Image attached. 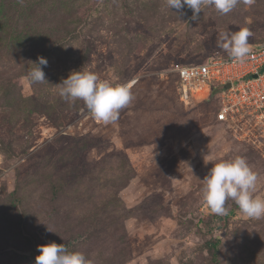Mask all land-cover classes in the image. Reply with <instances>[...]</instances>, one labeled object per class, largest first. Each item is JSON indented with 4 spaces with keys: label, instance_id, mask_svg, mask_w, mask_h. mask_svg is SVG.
<instances>
[{
    "label": "rangeland",
    "instance_id": "374dc122",
    "mask_svg": "<svg viewBox=\"0 0 264 264\" xmlns=\"http://www.w3.org/2000/svg\"><path fill=\"white\" fill-rule=\"evenodd\" d=\"M167 0H0V264H35L65 244L94 264H264V217L202 198L213 164L246 158L264 198V124L218 121L206 89L180 97L174 62L228 57L221 31L264 41V0L197 20ZM42 56L45 83L26 74ZM73 71L129 84L116 122L97 121L58 85ZM206 161H209L207 164ZM51 231H49V230Z\"/></svg>",
    "mask_w": 264,
    "mask_h": 264
},
{
    "label": "clouds",
    "instance_id": "9594fccd",
    "mask_svg": "<svg viewBox=\"0 0 264 264\" xmlns=\"http://www.w3.org/2000/svg\"><path fill=\"white\" fill-rule=\"evenodd\" d=\"M241 0H167V7L178 17L184 15V9L192 10V20H197L206 6H213L221 14H228ZM250 4L252 0H243ZM252 35L247 28L237 32L221 31L218 45L227 51L229 56L238 63H244L251 54L249 37ZM36 67L26 74L30 83H45L43 67L48 61L39 56ZM59 96L66 101H83L91 115L104 124L118 120L120 111L128 107L134 100L129 84H113L101 80L91 71H73L58 85ZM209 161L205 160L207 164ZM259 174L255 172L246 158L236 155L232 159L220 160L213 164L206 177L202 180V198L210 211L217 216L227 214L226 202L234 201L240 211L249 218L264 217V198L254 195ZM49 230V229H48ZM51 231V230H49ZM39 255L35 264H94L83 252H70L65 244L50 242L38 246Z\"/></svg>",
    "mask_w": 264,
    "mask_h": 264
},
{
    "label": "built area",
    "instance_id": "2783aa9c",
    "mask_svg": "<svg viewBox=\"0 0 264 264\" xmlns=\"http://www.w3.org/2000/svg\"><path fill=\"white\" fill-rule=\"evenodd\" d=\"M244 63L231 57L212 55L197 64L174 62L168 72L179 84L180 97L191 98L193 90L204 88L208 98L220 100L215 119L239 122L250 118L257 127L264 124V44L251 47ZM229 85V86H228ZM132 86V85H131Z\"/></svg>",
    "mask_w": 264,
    "mask_h": 264
},
{
    "label": "trees",
    "instance_id": "16d2710c",
    "mask_svg": "<svg viewBox=\"0 0 264 264\" xmlns=\"http://www.w3.org/2000/svg\"><path fill=\"white\" fill-rule=\"evenodd\" d=\"M262 44H264V41L259 42V43H249L250 47H256V46H259V45H262ZM228 57H230V56H228ZM211 96H213V94L210 95V98H213Z\"/></svg>",
    "mask_w": 264,
    "mask_h": 264
},
{
    "label": "bare ground",
    "instance_id": "6f19581e",
    "mask_svg": "<svg viewBox=\"0 0 264 264\" xmlns=\"http://www.w3.org/2000/svg\"><path fill=\"white\" fill-rule=\"evenodd\" d=\"M201 90V88H199V89H196V90H193V91H195V92H199Z\"/></svg>",
    "mask_w": 264,
    "mask_h": 264
},
{
    "label": "water",
    "instance_id": "95a60500",
    "mask_svg": "<svg viewBox=\"0 0 264 264\" xmlns=\"http://www.w3.org/2000/svg\"><path fill=\"white\" fill-rule=\"evenodd\" d=\"M229 86V85H228Z\"/></svg>",
    "mask_w": 264,
    "mask_h": 264
}]
</instances>
